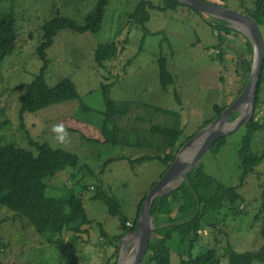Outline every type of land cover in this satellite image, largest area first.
Returning <instances> with one entry per match:
<instances>
[{
    "label": "rangeland",
    "instance_id": "rangeland-1",
    "mask_svg": "<svg viewBox=\"0 0 264 264\" xmlns=\"http://www.w3.org/2000/svg\"><path fill=\"white\" fill-rule=\"evenodd\" d=\"M140 1L160 4V0H108L99 33L78 35L65 30L59 33L46 51V84L53 88L60 81L69 79L81 102L55 105L25 115L26 133H23L18 121V98L24 94L22 87L31 84L42 68L43 63L35 51L43 23L59 14L81 25L98 0H0V13L12 10L20 32L15 53L0 63V146L14 144L29 150L25 140L27 135L34 142L46 143L52 149H61L78 157L79 163L74 170L66 169L45 181L46 196L58 199L71 190L81 198L91 222L79 241L70 243L63 239L65 235L62 239L59 236H39L27 221L15 219L11 212L0 208V249H3L0 260L3 263L117 264L119 260L121 264L131 253L134 242L128 235L122 244L123 239L118 243L113 241L121 233L119 219L111 217L106 206L92 198L99 189L107 191L131 224L139 203L160 180L164 167L156 161L136 162L141 157L153 155L152 152L103 143L99 130L101 113L105 111L103 85H112L110 98L115 102L144 104L179 114L183 135L177 146H184L187 137L196 133L204 123L215 119L214 106L228 107L234 101L244 82L242 69L243 62L248 59L245 49L249 46L243 39L245 36L234 30L237 25L230 28L188 9L151 11L150 20L145 25L149 34L145 36L140 27L129 22V15ZM202 1L238 13L248 10L247 4L250 3V0ZM113 45L115 57L99 68L94 58L95 50L111 51ZM219 52L223 55V62L218 57ZM160 58L165 60L175 79L174 86L165 91L158 78ZM236 66H239L238 75ZM80 104L92 113L80 110ZM253 115H256L255 120L264 124V86L260 107L254 109ZM58 123L68 129L71 144L56 142L51 129ZM140 125L143 127L142 123ZM142 131L143 128L136 135L142 136ZM244 135V127H241L225 136L220 151L217 154L207 151L198 164L205 177L225 188H237L244 203L236 206L241 213L234 214L226 209L208 220L216 228L201 232L193 257L209 249L219 250L214 238L222 245L229 241L233 250L239 253L257 250L262 245L259 232L264 222L254 220V217L259 212L264 192V162L245 179L242 187H238L242 173L237 153ZM194 148L191 146L187 152ZM252 149L259 156L264 154V130L255 134ZM176 186L177 183L171 184L175 189L180 187ZM188 208L185 206L183 210L186 212ZM50 238L57 244H49ZM171 250L169 264H184L179 256L184 255L185 246L174 241ZM222 264L227 263L222 261Z\"/></svg>",
    "mask_w": 264,
    "mask_h": 264
},
{
    "label": "trees",
    "instance_id": "trees-1",
    "mask_svg": "<svg viewBox=\"0 0 264 264\" xmlns=\"http://www.w3.org/2000/svg\"><path fill=\"white\" fill-rule=\"evenodd\" d=\"M247 5H249V9L244 10L243 14L251 17L256 22L264 38V0H250ZM107 6L108 0H98L81 25L59 14L52 15L50 19L43 23L42 35L35 51L43 65L32 83L22 87L24 88V94L18 98L20 106L18 121L23 133H26L24 128L25 115L36 114L55 105L73 101L81 102L75 85L69 79L60 81L53 88L48 87L45 80L48 68L46 51L53 45L54 39L58 37L59 33L64 30L78 35L99 33L102 30ZM180 8L188 9L207 20L210 19V17L181 6L176 2L160 0L158 5L140 1L135 6L132 14L129 15V22L131 25L140 27L144 35L147 36L149 32L146 30L145 25L150 20L151 11H176ZM243 39L249 46V49H245V55L248 56V59L243 62L244 69H242L245 80L238 89L234 100L245 86L251 71L253 58L250 42L245 37ZM19 41L20 32L12 10L7 13H0V63L15 53ZM113 46L111 51H103L99 48L95 50L94 58L99 68H102L106 61H110L115 57L116 49L115 45ZM222 53H218L221 62H223ZM235 71L238 75L239 66H236ZM158 78L160 87L164 91L175 84V79L168 71L163 58L158 60ZM263 86L264 61L254 99L255 110L260 107ZM111 88V84L102 86L105 111L101 113L102 119L99 130L103 143L113 147L122 146L152 152L153 155L149 154L141 157L136 162H159L164 167L162 177L183 146H177L183 135V130L178 121L180 120L179 114L144 104L115 102L110 98ZM226 108L227 106H214L215 119ZM80 110L92 113L89 108L82 104H80ZM141 111H143V114H141ZM237 116V113L232 114L229 121H234ZM255 116L253 115L252 120L242 126L245 135L237 153L242 173L238 187H242L245 179L253 175L255 170L264 162V154L259 156L252 149L255 134L264 130V124L255 120ZM141 123L143 127L140 125ZM209 123H204L196 133L187 137L184 142H188ZM142 128V136L136 135ZM25 136L29 150H24L14 144L0 146V208L11 212L15 219L27 221L39 236H59V239H62L65 235L66 238L63 239H67L70 243H76L79 241L80 236L87 232L85 228L91 225V222L87 219L82 200L80 197L75 196L71 190H67L58 199L48 198L46 196L47 185L45 181L55 178L57 174L64 172L66 169L74 170L78 166L79 159L67 151L52 149L46 143L34 142L27 135ZM224 141L225 137L217 141L209 150H212L213 154H217ZM145 197L146 195L138 205L131 227L126 226L129 220L121 213V208L116 199L111 197L107 191L99 189L92 198L94 201L102 202L111 217L119 219L121 233L113 238L115 243L120 242L126 235L134 232ZM243 203L244 201L242 196L238 194L237 188H225L219 182L205 177L201 166L198 165L179 188L175 190L167 189L162 197L155 199L151 211L154 230L143 264H169L172 251L171 244L174 241H178L181 246H185L184 255L179 256L180 262L184 264H222V261L227 264H264V225L259 232L262 245L257 250L239 253L233 250L229 241L222 245L221 241L214 238V244L220 246V256L218 249H209L196 257L192 255V252L199 245L201 232L207 228H216L214 225L211 226L208 220L226 209L232 210L234 214L241 213L236 206L237 204L243 205ZM185 206L189 207L186 212L183 210ZM259 219L264 222V192L261 194L259 212L254 217V220L258 221ZM101 234L104 237L105 233L103 231ZM51 239L48 240L49 244H57ZM2 250L0 249V254ZM0 264L5 263L0 260Z\"/></svg>",
    "mask_w": 264,
    "mask_h": 264
},
{
    "label": "water",
    "instance_id": "water-1",
    "mask_svg": "<svg viewBox=\"0 0 264 264\" xmlns=\"http://www.w3.org/2000/svg\"><path fill=\"white\" fill-rule=\"evenodd\" d=\"M166 1L176 2L197 13L221 21L230 28H233L231 25H237L238 27L234 28V30L243 34L245 38L248 39L251 45L253 58L248 80L239 96L219 117L202 128L181 148L168 170L146 194L145 200L140 208L134 232L128 235L134 242L131 250L134 254V258L131 264H143L147 256L154 230L151 211L155 199L163 196L164 191L167 189L175 190V187H171L173 182L177 183L176 188L179 187L187 176L194 171L204 154L209 151L217 141L237 131L252 120L257 83L264 61V38L259 26L251 17L224 7L210 5L202 0ZM234 113H237L238 116L234 121L230 122L229 118ZM194 145L198 146L194 150L192 157L189 159L183 157V152ZM124 240L125 238H123L121 244ZM117 264H119V260Z\"/></svg>",
    "mask_w": 264,
    "mask_h": 264
},
{
    "label": "clouds",
    "instance_id": "clouds-1",
    "mask_svg": "<svg viewBox=\"0 0 264 264\" xmlns=\"http://www.w3.org/2000/svg\"><path fill=\"white\" fill-rule=\"evenodd\" d=\"M51 130L55 134L56 142L59 145L71 144V136L69 135L68 129L63 123L54 124Z\"/></svg>",
    "mask_w": 264,
    "mask_h": 264
},
{
    "label": "bare ground",
    "instance_id": "bare-ground-1",
    "mask_svg": "<svg viewBox=\"0 0 264 264\" xmlns=\"http://www.w3.org/2000/svg\"><path fill=\"white\" fill-rule=\"evenodd\" d=\"M195 146V148L193 149V151L192 152H190V153H188L187 151H185V152H183V157H185V158H187V159H189V158H191L192 157V155L194 154V150L196 149V147L198 146V145H194ZM133 253L131 252L130 254H129V256L127 257V259L124 261V262H122L121 264H131L132 263V261H133Z\"/></svg>",
    "mask_w": 264,
    "mask_h": 264
},
{
    "label": "built area",
    "instance_id": "built-area-1",
    "mask_svg": "<svg viewBox=\"0 0 264 264\" xmlns=\"http://www.w3.org/2000/svg\"><path fill=\"white\" fill-rule=\"evenodd\" d=\"M126 226H127V227H131V224H130V223H127Z\"/></svg>",
    "mask_w": 264,
    "mask_h": 264
},
{
    "label": "crops",
    "instance_id": "crops-1",
    "mask_svg": "<svg viewBox=\"0 0 264 264\" xmlns=\"http://www.w3.org/2000/svg\"><path fill=\"white\" fill-rule=\"evenodd\" d=\"M129 221H131L130 219H129ZM132 223V222H131Z\"/></svg>",
    "mask_w": 264,
    "mask_h": 264
}]
</instances>
